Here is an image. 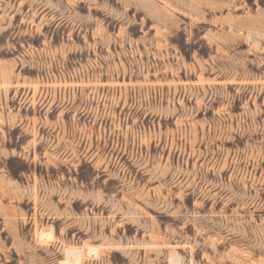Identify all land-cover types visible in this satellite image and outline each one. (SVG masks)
Returning a JSON list of instances; mask_svg holds the SVG:
<instances>
[{"label": "rangeland", "instance_id": "374dc122", "mask_svg": "<svg viewBox=\"0 0 264 264\" xmlns=\"http://www.w3.org/2000/svg\"><path fill=\"white\" fill-rule=\"evenodd\" d=\"M0 264H264V0H0Z\"/></svg>", "mask_w": 264, "mask_h": 264}, {"label": "bare ground", "instance_id": "6f19581e", "mask_svg": "<svg viewBox=\"0 0 264 264\" xmlns=\"http://www.w3.org/2000/svg\"><path fill=\"white\" fill-rule=\"evenodd\" d=\"M51 235V234H50ZM45 236V235H44ZM49 236V235H48Z\"/></svg>", "mask_w": 264, "mask_h": 264}]
</instances>
